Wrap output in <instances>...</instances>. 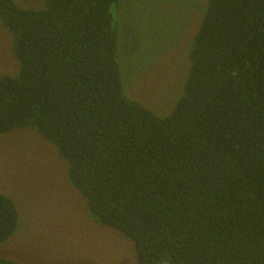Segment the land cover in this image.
Segmentation results:
<instances>
[{"label":"trees","instance_id":"obj_1","mask_svg":"<svg viewBox=\"0 0 264 264\" xmlns=\"http://www.w3.org/2000/svg\"><path fill=\"white\" fill-rule=\"evenodd\" d=\"M117 2L0 0L19 63L0 77V133L52 142L90 216L139 264H264V0H208L164 117L122 92ZM17 217L0 193V243Z\"/></svg>","mask_w":264,"mask_h":264},{"label":"rangeland","instance_id":"obj_2","mask_svg":"<svg viewBox=\"0 0 264 264\" xmlns=\"http://www.w3.org/2000/svg\"><path fill=\"white\" fill-rule=\"evenodd\" d=\"M42 9L46 0H14ZM208 0H118L112 9L123 94L169 115L183 94L190 47ZM13 36L0 22V77L15 76ZM0 193L17 209L0 258L20 264H139L132 241L90 216L67 162L31 127L0 133Z\"/></svg>","mask_w":264,"mask_h":264}]
</instances>
